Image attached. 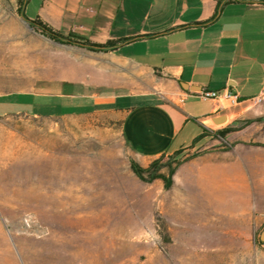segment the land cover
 <instances>
[{"label": "crops", "instance_id": "crops-1", "mask_svg": "<svg viewBox=\"0 0 264 264\" xmlns=\"http://www.w3.org/2000/svg\"><path fill=\"white\" fill-rule=\"evenodd\" d=\"M21 12L73 43L54 41L68 53L53 59L51 91L15 92L53 110L15 113L113 114L144 166L185 150L171 207L250 220L264 248V3L26 0ZM223 89L239 100L198 95Z\"/></svg>", "mask_w": 264, "mask_h": 264}, {"label": "rangeland", "instance_id": "rangeland-1", "mask_svg": "<svg viewBox=\"0 0 264 264\" xmlns=\"http://www.w3.org/2000/svg\"><path fill=\"white\" fill-rule=\"evenodd\" d=\"M20 11L0 0V115L13 113L0 116V264H264L250 220L181 214L171 186L138 178L130 162L152 160H135L113 114L15 113L53 110L15 92L51 91L68 53ZM189 157L164 155L160 171Z\"/></svg>", "mask_w": 264, "mask_h": 264}, {"label": "trees", "instance_id": "trees-1", "mask_svg": "<svg viewBox=\"0 0 264 264\" xmlns=\"http://www.w3.org/2000/svg\"><path fill=\"white\" fill-rule=\"evenodd\" d=\"M26 0H17L18 3V9L21 10L22 6L24 5ZM232 1V0H227ZM258 2L264 3V0H260ZM21 12V11H20ZM23 17L30 23L31 26H33L37 31H39L41 34L45 35L46 37L54 40V41H59L62 43L70 44L73 43L68 39L62 38L59 35H57L50 27H48L45 23H43L39 18L35 19H28L24 16V14L21 12ZM75 44V43H74ZM80 46H86L87 48L90 49H104L106 46H92V45H83V44H78ZM231 129H224L218 132L220 136H224V134ZM183 152V149H180L176 151L175 153L172 154L173 157H176L177 155L181 154ZM164 156V154L160 155L159 157L153 159L148 166L143 167L136 161L132 160L130 162V168L134 172V174L140 178L141 180L150 182L154 179H161L163 181V185L165 188H169L172 183V176L175 172V169L179 164H181L184 160H177L175 166H169V170L167 174H164L160 171V169L164 166V164L159 163L161 158Z\"/></svg>", "mask_w": 264, "mask_h": 264}, {"label": "built area", "instance_id": "built-area-1", "mask_svg": "<svg viewBox=\"0 0 264 264\" xmlns=\"http://www.w3.org/2000/svg\"><path fill=\"white\" fill-rule=\"evenodd\" d=\"M198 95L202 98H219V97L225 98L231 101L232 103H235L239 100V95L228 89H223L222 91L204 90V91H200Z\"/></svg>", "mask_w": 264, "mask_h": 264}, {"label": "water", "instance_id": "water-1", "mask_svg": "<svg viewBox=\"0 0 264 264\" xmlns=\"http://www.w3.org/2000/svg\"><path fill=\"white\" fill-rule=\"evenodd\" d=\"M261 239H263V233H262Z\"/></svg>", "mask_w": 264, "mask_h": 264}]
</instances>
